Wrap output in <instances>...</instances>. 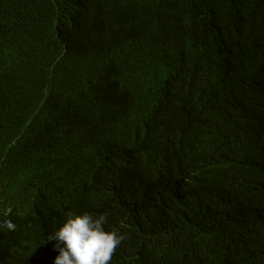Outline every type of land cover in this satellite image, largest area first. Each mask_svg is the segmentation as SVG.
Here are the masks:
<instances>
[{
  "label": "trees",
  "instance_id": "16d2710c",
  "mask_svg": "<svg viewBox=\"0 0 264 264\" xmlns=\"http://www.w3.org/2000/svg\"><path fill=\"white\" fill-rule=\"evenodd\" d=\"M70 213L110 264H264V0H0V264Z\"/></svg>",
  "mask_w": 264,
  "mask_h": 264
},
{
  "label": "clouds",
  "instance_id": "9594fccd",
  "mask_svg": "<svg viewBox=\"0 0 264 264\" xmlns=\"http://www.w3.org/2000/svg\"><path fill=\"white\" fill-rule=\"evenodd\" d=\"M107 222L106 214L70 213L63 224L47 236L48 241H56L54 248L59 252L53 264H110L126 236L106 230ZM0 228L15 230L16 224L9 219L0 223Z\"/></svg>",
  "mask_w": 264,
  "mask_h": 264
}]
</instances>
